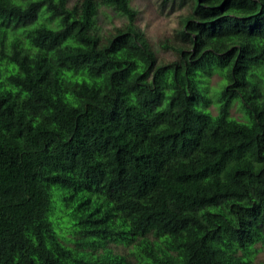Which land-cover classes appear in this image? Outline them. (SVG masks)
<instances>
[{"label":"trees","instance_id":"trees-1","mask_svg":"<svg viewBox=\"0 0 264 264\" xmlns=\"http://www.w3.org/2000/svg\"><path fill=\"white\" fill-rule=\"evenodd\" d=\"M70 1L0 0V264H252L264 0H163L190 6L170 63L131 0Z\"/></svg>","mask_w":264,"mask_h":264},{"label":"rangeland","instance_id":"rangeland-1","mask_svg":"<svg viewBox=\"0 0 264 264\" xmlns=\"http://www.w3.org/2000/svg\"><path fill=\"white\" fill-rule=\"evenodd\" d=\"M77 1L79 0H71L70 5L72 6ZM131 4L138 11L136 25L145 33L159 61L170 63L178 60V54L175 51L165 50L162 45L175 42L176 32L181 29L183 17L189 14L190 6L164 3L163 0H131ZM125 22V18L111 9L101 8L98 25L105 34L114 32L115 28H121ZM205 85L207 86L206 95L211 100L207 108L216 115L219 92L223 89L222 87L229 85L223 81V77L219 74H214L205 82ZM231 116L240 121H246L238 101L231 109ZM116 251L124 253L122 247L116 248ZM250 258L252 264H264V249L259 246L255 247L250 253ZM131 261L132 264H140V261L135 258Z\"/></svg>","mask_w":264,"mask_h":264}]
</instances>
